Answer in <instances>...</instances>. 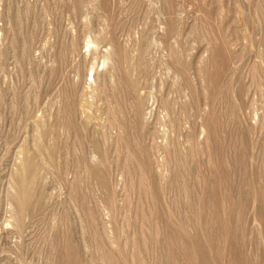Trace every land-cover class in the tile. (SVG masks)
<instances>
[{
	"label": "rangeland",
	"instance_id": "374dc122",
	"mask_svg": "<svg viewBox=\"0 0 264 264\" xmlns=\"http://www.w3.org/2000/svg\"><path fill=\"white\" fill-rule=\"evenodd\" d=\"M0 264H264V0H0Z\"/></svg>",
	"mask_w": 264,
	"mask_h": 264
}]
</instances>
